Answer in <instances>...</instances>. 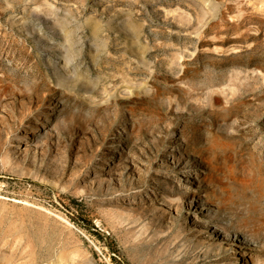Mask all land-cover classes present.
<instances>
[{
    "label": "rangeland",
    "instance_id": "obj_1",
    "mask_svg": "<svg viewBox=\"0 0 264 264\" xmlns=\"http://www.w3.org/2000/svg\"><path fill=\"white\" fill-rule=\"evenodd\" d=\"M0 264H264V0H0Z\"/></svg>",
    "mask_w": 264,
    "mask_h": 264
},
{
    "label": "bare ground",
    "instance_id": "obj_2",
    "mask_svg": "<svg viewBox=\"0 0 264 264\" xmlns=\"http://www.w3.org/2000/svg\"><path fill=\"white\" fill-rule=\"evenodd\" d=\"M18 201V200H17ZM20 201V200H19ZM28 203V202H27ZM35 209V208H34ZM27 231V230H26ZM19 241V240H18Z\"/></svg>",
    "mask_w": 264,
    "mask_h": 264
}]
</instances>
